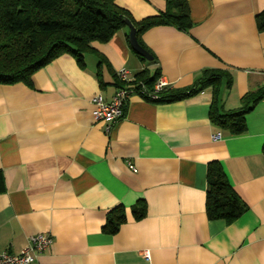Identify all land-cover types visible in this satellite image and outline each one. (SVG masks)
<instances>
[{"label": "crops", "instance_id": "1", "mask_svg": "<svg viewBox=\"0 0 264 264\" xmlns=\"http://www.w3.org/2000/svg\"><path fill=\"white\" fill-rule=\"evenodd\" d=\"M115 2L136 20L167 8L165 0ZM188 4L189 30L161 25L143 34L153 62L133 53L122 29L94 41L84 66L66 53L35 72L32 85L0 84L2 249L17 253L48 229L53 243L31 264H264V98L246 114L243 133L210 118L211 109L237 110L264 86V30L256 20L264 0ZM209 68L225 69L231 87L224 78L172 102L131 93L109 130L93 117V97L111 101L120 69L129 79L159 69L167 87L182 89ZM212 161L246 206L231 223L206 213ZM143 200L145 215L136 218L132 209ZM121 205L125 222L104 232L109 211Z\"/></svg>", "mask_w": 264, "mask_h": 264}, {"label": "trees", "instance_id": "2", "mask_svg": "<svg viewBox=\"0 0 264 264\" xmlns=\"http://www.w3.org/2000/svg\"><path fill=\"white\" fill-rule=\"evenodd\" d=\"M165 1V11L136 20L115 0H0V84L22 82L32 85L35 72L66 53L84 66V54L92 49V43L106 42L122 29L128 31L126 20L135 27L139 44L153 55L143 40L147 30L169 25L187 31L193 25L188 0ZM256 20L259 30L263 31L264 11L257 15ZM125 38L133 53L147 60L131 47L128 33H125ZM154 60L153 55L151 62ZM160 76L159 69L153 72L143 69L131 81H124L117 74L116 84L117 88L133 89L153 102H172L195 95L208 86L218 87L224 78L228 88L232 85V77L225 69H204L192 86L182 89L165 86L156 90L154 86ZM263 98L264 86L245 94L237 110L220 114L211 109V121L229 133H243L246 131V114ZM4 190V177L0 171V192ZM245 210V204L220 161L210 162L206 191L208 217L231 223ZM132 211L136 218L143 217L146 212L144 200L139 201ZM125 220V207L117 206L109 211L103 231L114 234Z\"/></svg>", "mask_w": 264, "mask_h": 264}, {"label": "built area", "instance_id": "3", "mask_svg": "<svg viewBox=\"0 0 264 264\" xmlns=\"http://www.w3.org/2000/svg\"><path fill=\"white\" fill-rule=\"evenodd\" d=\"M118 75L124 81H131L128 77V71L126 69H120ZM165 86H168V82L160 76L155 83V89L161 90ZM136 92L133 89L118 88L114 93L111 101L106 102L101 95L93 97L92 101L95 105L93 110V117L96 121L105 120L109 124L107 130L111 128V125L117 123L124 114V106L127 98L131 93ZM150 95V94H149ZM155 97V96H152ZM221 137V133L213 135V139ZM133 170H136L135 166L131 165ZM53 243V236L48 229L43 230L30 237L28 244L21 248L17 253H12L8 250L2 249L0 246V264H31L38 253L47 250ZM145 257L149 261L150 253L148 250L145 252ZM148 264H151L150 262Z\"/></svg>", "mask_w": 264, "mask_h": 264}, {"label": "water", "instance_id": "4", "mask_svg": "<svg viewBox=\"0 0 264 264\" xmlns=\"http://www.w3.org/2000/svg\"><path fill=\"white\" fill-rule=\"evenodd\" d=\"M126 24L129 28V42L131 47L140 55L144 56L147 60H153V55H151L145 48H143L138 40H137V36H136V29L133 26V24L131 23V21L126 20Z\"/></svg>", "mask_w": 264, "mask_h": 264}]
</instances>
